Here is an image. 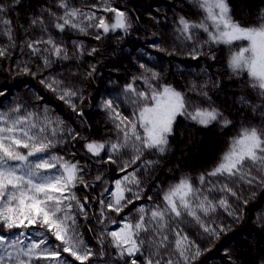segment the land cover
Masks as SVG:
<instances>
[{"label": "snow or ice", "instance_id": "obj_1", "mask_svg": "<svg viewBox=\"0 0 264 264\" xmlns=\"http://www.w3.org/2000/svg\"><path fill=\"white\" fill-rule=\"evenodd\" d=\"M194 2L205 11V18L197 23L180 16L179 31L191 40L193 30H203L208 37L206 45H232L236 41H248V47L231 54L228 67L236 75L246 72L250 87L257 89L261 98H264V17L256 25L244 26L233 19L227 0ZM14 4L19 6L20 0H14ZM58 4L63 9L62 14L57 15L48 9L47 22L43 14L29 20L30 26H39L46 38L25 40L22 44V48L26 47L30 56L40 58L45 67H50L53 58L69 60L84 54L92 55L97 51L93 48L85 52L82 43L73 41V52L70 55L64 42L57 41L48 33L49 26L60 32L71 28L84 34H88L89 28L96 29V40L117 30L128 33L132 27L128 10L112 6V0H99L98 5L92 6L103 13H111V20L106 15L97 16L96 11L84 12L72 7L68 0H58ZM6 11L3 0H0V35L8 40L7 44H0V58L10 55V49L16 47L12 20L5 18ZM153 47L158 48L159 45ZM190 55L196 59L199 50L194 49ZM140 68L144 69V74L133 77L124 86L125 94L138 109L132 112L131 117L123 115L119 111V103L114 104L113 99L102 101L101 107L109 113V119L118 132L115 141L81 137L62 120L50 116L46 108L42 112H33L26 110L23 104H17L11 109H0V228L5 233L0 234V264H32L33 257L52 259L60 264L63 259L61 253L74 257L80 264H86L96 255L91 247L84 244L77 224L78 215L85 219L88 217L85 209V205L89 204L88 197H84L81 202L75 193L78 185L86 188L90 186L83 179L86 166L51 151L57 143L67 142L63 137L57 140L60 133H66L69 140H83L85 151L92 157L98 158L102 152L105 153V164L116 163L114 156L118 159L122 149L131 148L135 152L130 161H125L119 167L118 171L125 174L113 182L114 191H109L105 186L106 198L97 200L100 205L99 223L104 224L106 220L115 223L105 215L107 212L118 214L133 203L125 193H130L136 200L142 198V182L137 178L136 170L129 173L127 169L140 160L145 151L155 149L160 154L167 151L177 116H186L205 127L223 119V114L214 107L189 111L191 105L186 102L185 91L171 84L155 87L151 81L160 80L161 74L143 64ZM21 71L36 75L27 62ZM95 71L93 65L85 75L91 76ZM137 80L147 83L150 90L137 91ZM40 83L49 91L58 93L59 100L83 116L82 110L78 108V104L84 101L80 90L66 86L54 76L46 77ZM192 89H195L194 85ZM201 94L207 96V92L201 91ZM2 95L4 93L0 92ZM240 100L248 103L244 97H240ZM149 101L152 102L151 106ZM230 124L231 121L223 120L224 127ZM144 163L151 166L154 162ZM253 171L257 175H253ZM216 176L232 178L233 184L243 181L249 186L255 184L264 188V126L242 128L221 154L216 166L199 176V183L205 184L208 177ZM95 180L103 183L102 174H98ZM212 189H217V186L212 185L209 190ZM217 190L225 195L214 201L195 188L190 177L181 178L164 193L163 205L148 209L140 207L137 209L139 217L135 223L125 221L119 230L101 232L100 242H103L105 235L110 237L111 245L118 250V256L128 258L126 264H140L136 259L137 254L142 257L143 264H193L202 255L201 249L186 233L171 228L176 218L191 216L205 233L217 239L229 231L231 225L206 223L205 220L211 214L223 209L232 217L233 222L244 219L243 206L249 200L238 195V191L228 184H223ZM229 195L239 201L236 207L229 203ZM148 199L151 200V197ZM256 222L264 226V214L257 216ZM37 225L44 229L39 233V241L32 240L25 244L24 232L11 236L7 234L14 229H29ZM49 236L59 243L49 247ZM170 251L172 254L168 255ZM63 264L69 262L64 260Z\"/></svg>", "mask_w": 264, "mask_h": 264}, {"label": "trees", "instance_id": "obj_2", "mask_svg": "<svg viewBox=\"0 0 264 264\" xmlns=\"http://www.w3.org/2000/svg\"><path fill=\"white\" fill-rule=\"evenodd\" d=\"M95 0H68L70 6L89 7ZM234 20L242 25H256L264 17V0H227ZM7 9L5 18L12 20L13 35L16 47L10 49V55L0 58V109H11L17 104H23L28 111L42 112L45 108L53 118H58L64 124L88 140H113L118 132L109 119V113L101 107L104 99H113L119 103V111L131 117L132 112L138 110L124 92V86L133 77L144 74L143 64L161 74V79L151 81L159 88L161 84H171L178 90L186 92V102L190 103L189 111L195 108H216L223 114L219 122H212L208 126H201L186 116H177L173 126V134L169 137L168 149L164 154L155 149L145 151L140 160L132 164L127 171L141 166L145 161H153L143 181L142 198L136 200L129 196L133 203L129 204L120 213L107 212L110 218L104 224L99 223L100 205L97 200L105 199V186L114 191L113 182L120 179L125 173L118 171L125 162L135 155L131 148L122 149L116 163H104L105 153L100 157H92L84 149V141L69 140L66 133H60L65 143H57L51 149L54 154L64 156L65 159L80 161L85 165L84 181L89 187L78 185L76 196L83 202L88 197L89 204L85 205L88 212L87 219L77 216V224L83 237L84 244L91 247L96 255L86 264H126L128 258L118 256V250L111 245V238L105 235L103 242L99 236L103 231L117 230L121 223L132 220L137 209L152 208L163 205L162 196L181 178L190 177L193 186L208 195L210 199H221L225 194L217 189L228 184L238 191V195L249 200L243 206L244 219L233 222L223 209L211 214L208 222L231 225L229 231L220 237L213 238L203 231L200 225L188 215L176 218L171 224L173 230L179 229L186 233L199 245L202 255L193 261V264H264V226L258 225L257 216L264 214V188L253 184L249 186L243 181L231 182L232 178L225 176L208 177L205 184L199 183V176L211 171L219 161L221 154L228 148L230 141L237 137L242 128L264 126V98H261L257 89L250 87V79L246 72L233 74L228 67L232 53L240 48L248 47L249 42L236 41L232 45L205 44L208 39L203 30H193L191 40L186 39L179 31L178 18L184 16L190 21L200 22L205 18V11L198 7L194 0H112V6L121 10H128L132 27L128 33L121 30L109 32L100 40L95 39L96 29L89 28L88 34L75 29H66L60 32L48 27V33L57 41H63L71 55L72 41L82 43L85 52L95 48L92 55H80L69 60L53 58L50 67H45L38 57H32L26 47L22 48L25 40L41 38L45 33L39 26H30L29 20L36 15L43 14L45 21L49 19L48 9L57 15L62 14L58 0H20L16 6L14 0H3ZM80 9V8H79ZM111 20L112 14H105ZM211 28V25H210ZM6 37L0 35V44H7ZM158 44L159 47H153ZM199 50L196 59L190 53ZM247 55V54H246ZM214 57V58H213ZM36 73L24 74L21 71L24 63ZM96 71L85 75L92 66ZM54 76L82 92L83 103L78 104L83 116L72 111L63 101L59 100L58 93L49 91L40 81ZM195 89H192V86ZM137 91H149V86L143 80L135 83ZM103 91V95L100 93ZM207 92V96L201 94ZM240 97L248 100L242 103ZM118 98V99H117ZM152 102L149 101V104ZM231 121L228 127L223 126V120ZM25 151L26 150H23ZM251 167V165H249ZM102 174L103 183L95 177ZM253 175H257L253 171ZM216 185L217 189H212ZM151 197V200L148 199ZM233 207L239 201L230 195L227 196ZM75 211V209H73ZM147 220V217H146ZM86 225V226H85ZM39 225L29 229H14L8 235L24 232V243L39 241L43 232ZM0 234H5L0 228ZM143 235V233L141 234ZM171 238V234H170ZM49 247L59 243L51 236L48 237ZM258 245V246H256ZM246 249L243 251V248ZM205 249H210L205 251ZM171 251L168 255H171ZM63 264H80L74 257L61 253ZM136 259L143 264L142 257L137 254ZM32 264H56L52 259L33 257Z\"/></svg>", "mask_w": 264, "mask_h": 264}, {"label": "rangeland", "instance_id": "obj_3", "mask_svg": "<svg viewBox=\"0 0 264 264\" xmlns=\"http://www.w3.org/2000/svg\"><path fill=\"white\" fill-rule=\"evenodd\" d=\"M98 4H99V0H95V1H93V3H92L89 7H79V8H80L81 10H83L84 12L96 11L97 16L107 14V13H103L102 11H100V10H98V9H93V8H92L93 5H98ZM85 23H87V22H85ZM73 41L76 42L75 39H74ZM73 41H72V42H73ZM100 95H103V91L100 93ZM151 104H152V103H151ZM151 104H149V106H151ZM138 127H139V125H138ZM120 153H121V152H120ZM153 164H154V163H153ZM152 167H153V165H151V166H146L145 163H143L141 166H139L138 168L135 169V170H136L137 178L140 179L141 182H142V183H141V187H142V185H143V181H144L145 176L148 174L149 170H150ZM132 171H133V170H132ZM132 171H128V172L130 173V172H132ZM134 190H135V189H134ZM125 195H126L127 197L131 196L130 193H125ZM212 200L215 201V197H214ZM131 216H134V218H133L132 220H129L128 222L135 223L136 220H137L138 217H139V213L137 212L136 215H134V213H133ZM122 224H123V223H121L120 227L122 226ZM120 227H119V228H120ZM119 228H118L117 230H119ZM188 237H189V236H188ZM189 238H190V237H189ZM190 239H191V238H190ZM191 240H192V239H191ZM195 243H196V242H195ZM256 246H258V245H256ZM258 247L260 248V250H264V246H258ZM245 249H246V247L243 248V251H244Z\"/></svg>", "mask_w": 264, "mask_h": 264}]
</instances>
